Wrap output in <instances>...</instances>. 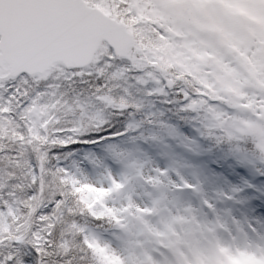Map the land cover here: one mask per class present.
I'll return each instance as SVG.
<instances>
[{
	"label": "snow or ice",
	"instance_id": "6c2138e0",
	"mask_svg": "<svg viewBox=\"0 0 264 264\" xmlns=\"http://www.w3.org/2000/svg\"><path fill=\"white\" fill-rule=\"evenodd\" d=\"M149 83L145 96L205 112L202 136L264 162V0H0V264H264V231L223 223L213 199L202 221L127 191L203 189L145 176L122 150Z\"/></svg>",
	"mask_w": 264,
	"mask_h": 264
},
{
	"label": "rangeland",
	"instance_id": "374dc122",
	"mask_svg": "<svg viewBox=\"0 0 264 264\" xmlns=\"http://www.w3.org/2000/svg\"><path fill=\"white\" fill-rule=\"evenodd\" d=\"M153 86L151 83L146 89L151 90ZM141 94H144V91ZM180 104L181 108H183V102H180ZM149 118L151 122H148ZM135 120L138 122L143 119L138 118ZM144 120L145 123L138 131H134L129 137L125 138L128 142L122 146V150L131 154L128 159L138 160L143 163V173L145 176L152 175V169L157 167L169 169V177L172 181L181 183L180 178L183 177L184 180L195 184L199 180L203 183V189L199 193L189 190L177 191L169 184V178H163L164 184L168 185V187H161L159 190H156L146 185L143 180L136 179L129 185L127 191L133 194L137 203L141 205L150 204L151 197L148 193L158 196L160 192H164L167 194L165 204L172 213L180 214L185 207L191 206L198 210L196 214L203 221L211 219L205 215L207 210H199L200 201L208 197L215 201L219 211V218L223 223L234 228L233 218H235L240 221L241 227L247 228L251 225L260 231H264V213L262 211L264 205H261V199L257 198L258 202L254 203L250 198L255 196L241 184V178L238 173L235 175H225L223 174L224 170L221 172L217 171L212 166V162L208 160L217 156L219 158L215 160L216 164L222 165L223 169L229 166L226 162H228L230 156L226 154L223 142L213 144L210 138L197 135L196 129L193 126H181V123L178 121L165 118L159 120L155 117H149V114ZM172 128L176 130L177 135L170 134V129ZM141 135L148 137V139H131V136L139 137ZM153 136L156 139H152ZM185 137H187L188 141H194L195 143L191 146H186L187 141ZM202 141H205L206 145H202ZM224 142L226 143V140ZM167 147L171 151V155L168 156L171 158L172 163L170 164L166 161L167 158L159 157L154 153V149H164ZM193 148L195 149L194 151L192 150ZM143 153H147V156L139 158ZM231 157L236 158L234 154H231ZM113 168L117 176L124 170L116 164H113ZM177 172L179 175H177ZM196 176L197 179H195ZM206 176L211 177V180L206 181L204 179ZM183 192H186V196L190 198L189 201L185 202ZM220 193H226L233 196L234 199H223L219 196ZM119 203L118 201L117 206H119ZM159 218H153L154 222L159 220ZM105 236L109 239H114L113 237L110 238L109 233L105 234ZM228 261L229 264H253V259L248 256L237 258L229 255Z\"/></svg>",
	"mask_w": 264,
	"mask_h": 264
},
{
	"label": "trees",
	"instance_id": "16d2710c",
	"mask_svg": "<svg viewBox=\"0 0 264 264\" xmlns=\"http://www.w3.org/2000/svg\"><path fill=\"white\" fill-rule=\"evenodd\" d=\"M149 83L148 85H150ZM146 86H141V91L136 93L137 99H141L145 101V107L141 110L140 113H137L134 117L135 119L141 118L144 120L146 116L155 117L157 119H169L175 120L179 123L183 124L184 126H193L196 129V134L202 136L198 129H201L202 125L200 123L201 120L205 117V112L201 111L200 113L195 112H185L181 109L180 102H176L177 97L175 94L170 90L169 95L165 96H152L147 97L143 92V89L147 88ZM141 96V97H140ZM150 101V103H148ZM165 101H173L172 103H167ZM155 113L156 115L153 116L152 114ZM160 113H163V116H160ZM199 116V120L196 117ZM136 121V120H135ZM131 122V119L125 120L124 124ZM119 126V125H118ZM211 139V138H210ZM226 143L223 142V146L225 147L224 150L227 155L231 157V154H234L236 158L234 163L230 164V169L233 170L235 174H239L241 180L249 186V188L257 195V197L264 198V162L260 161L257 157H259V153H257V157H253L250 155H245L244 153L236 151V145L233 141H229L227 139ZM224 140V141H225ZM212 143L215 144L216 141L211 139ZM231 146V147H230ZM230 147V148H229ZM157 153H162V156L168 157L171 155V151L169 148L158 149L155 150ZM147 154L143 153L139 158H145ZM133 160V159H131ZM237 163H240L238 167H236ZM98 231L101 233H113L116 232L117 235H120L122 238L123 234L118 233L115 229H113L107 222L102 223L98 226ZM111 237H113L111 235ZM143 239V238H141Z\"/></svg>",
	"mask_w": 264,
	"mask_h": 264
}]
</instances>
